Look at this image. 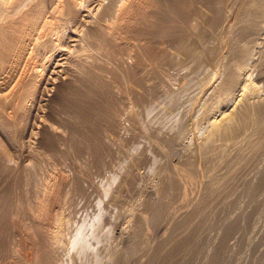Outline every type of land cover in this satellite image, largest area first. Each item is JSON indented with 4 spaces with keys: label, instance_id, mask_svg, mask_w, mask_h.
Returning a JSON list of instances; mask_svg holds the SVG:
<instances>
[{
    "label": "rangeland",
    "instance_id": "1",
    "mask_svg": "<svg viewBox=\"0 0 264 264\" xmlns=\"http://www.w3.org/2000/svg\"><path fill=\"white\" fill-rule=\"evenodd\" d=\"M213 2L184 12L178 0H141L144 12L124 30L122 60L110 70L119 75L116 88L120 78L126 87L116 89L111 117L77 119L59 104L64 89L80 85L73 73L47 102L39 94L16 115L0 109L4 255L32 260L39 235L55 264H264V117L246 109L230 82L243 67L230 39L240 1L218 0L217 25L204 18ZM262 14L240 42L254 58L244 95L264 93V41L254 40ZM135 77L153 104L182 94L181 104L164 119L144 117ZM231 109V127L214 130ZM81 226L87 249L75 256L72 236Z\"/></svg>",
    "mask_w": 264,
    "mask_h": 264
},
{
    "label": "bare ground",
    "instance_id": "2",
    "mask_svg": "<svg viewBox=\"0 0 264 264\" xmlns=\"http://www.w3.org/2000/svg\"><path fill=\"white\" fill-rule=\"evenodd\" d=\"M196 1L199 2V0H178L184 12ZM239 1L241 15L239 14L237 19V26L230 31V39L232 56L242 60L243 67H239L240 75L237 81L234 76L229 77L230 72L227 73L226 79L230 78V82L236 83L235 88L237 87L238 91L241 90L239 96L240 98L244 96V102L248 104L245 105L246 109L251 107L256 110L258 117H264V93L252 89L249 94L244 95L241 87L254 58L250 56L246 43H240L245 40L249 31L259 26L264 3L263 0ZM209 6L204 18H207L211 25H217L220 20L218 0H214ZM142 11L144 12L141 0L139 3L137 0H0V109L11 108L12 113L16 115L24 107V103L35 102L39 96L41 101L47 102L49 92L56 83L73 73L79 78L80 85L77 84L79 85L77 88L64 89L59 104L69 111L70 116L77 119L78 117H95V119L111 117L115 105L118 104L116 89H123L126 92V87L120 78L121 84L118 82V88H116L117 83L114 80L117 81L119 75L110 70L118 68L121 57L119 48L127 40L124 37L126 34L124 30L131 26L134 15ZM250 32L249 34L252 35ZM255 39H261L263 43L264 26L254 36ZM189 44L188 41L186 46ZM255 46L256 41L252 44L253 48ZM256 47L258 50L259 46ZM182 48L183 46L178 47L175 53L177 57L182 54L180 52ZM139 73L142 72L139 71ZM134 79V84L140 90L136 96V104L144 117H161L162 119L169 117V113L176 108L175 106L181 104L180 100H183L182 94H170L165 98L162 96L163 98L160 97L159 100L155 99L158 105L153 104L152 99H149L151 98L150 90L146 88V82L142 78ZM232 110L222 116L228 117L226 120L224 118L218 123H213L214 130L225 132L231 127L229 118L233 113ZM31 211L25 210V214L32 220ZM77 230L72 236L70 247L75 256L87 249L83 245L85 236L82 226ZM41 239L39 235L34 239L32 260L24 255L17 258L11 257L8 253L4 255L0 249L1 264H55L53 250H49ZM221 247L222 244L218 248ZM84 257L85 255L82 259Z\"/></svg>",
    "mask_w": 264,
    "mask_h": 264
}]
</instances>
